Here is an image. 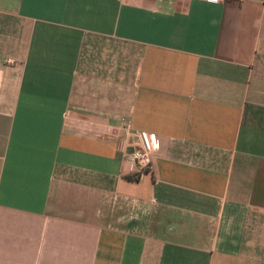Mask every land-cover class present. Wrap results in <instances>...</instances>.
Here are the masks:
<instances>
[{"label":"crops","instance_id":"0c3cea01","mask_svg":"<svg viewBox=\"0 0 264 264\" xmlns=\"http://www.w3.org/2000/svg\"><path fill=\"white\" fill-rule=\"evenodd\" d=\"M0 264H264V0H0Z\"/></svg>","mask_w":264,"mask_h":264},{"label":"built area","instance_id":"2783aa9c","mask_svg":"<svg viewBox=\"0 0 264 264\" xmlns=\"http://www.w3.org/2000/svg\"><path fill=\"white\" fill-rule=\"evenodd\" d=\"M211 3H222L226 0H202ZM141 140V146L136 149L129 159L135 165V171L133 174L134 179L140 180L144 175L153 171V158L157 151L159 139L156 135H152L148 139L144 135H139Z\"/></svg>","mask_w":264,"mask_h":264},{"label":"trees","instance_id":"16d2710c","mask_svg":"<svg viewBox=\"0 0 264 264\" xmlns=\"http://www.w3.org/2000/svg\"><path fill=\"white\" fill-rule=\"evenodd\" d=\"M129 178V180H132V181H137L136 179H134V177L133 176H130V177H128Z\"/></svg>","mask_w":264,"mask_h":264}]
</instances>
